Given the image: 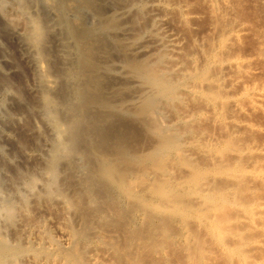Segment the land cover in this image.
<instances>
[{"label":"bare ground","instance_id":"bare-ground-1","mask_svg":"<svg viewBox=\"0 0 264 264\" xmlns=\"http://www.w3.org/2000/svg\"><path fill=\"white\" fill-rule=\"evenodd\" d=\"M225 1L199 38L187 0H0V135L27 158L0 146V264H264V142L233 113H264V78L233 91L254 57Z\"/></svg>","mask_w":264,"mask_h":264},{"label":"rangeland","instance_id":"rangeland-1","mask_svg":"<svg viewBox=\"0 0 264 264\" xmlns=\"http://www.w3.org/2000/svg\"><path fill=\"white\" fill-rule=\"evenodd\" d=\"M47 2H50V3H56L58 0H46ZM188 2H190L191 4H188V5H191V6H189L190 8H189V10L188 11H191V15L193 16H190L191 18H193L194 19V17H196V19H194V21H193V19H191L192 21V27H191V30H190V33L192 32V35H194V36H196V37H199V38H203V37H206V38H209V37H211L212 36V34H213V31H214V25H213V20H214V14L212 13V8H211V6L209 5V3L208 2H206V1H204V0H187ZM226 3V4H225ZM225 3H224V5L222 6L223 7V9L226 11V12H229L230 13V17H239V19H242L241 21L243 22V20L245 21H249V24H248V22H246L245 21V23H246V25L248 24L249 26H247V29L249 30V31H247V32H245V33H243L242 34V36H240V38L239 39H237V40H234L232 43H230V50H229V52L231 53H233V54H235V53H240V54H244V55H250L251 56V54H252V57H254V58H252V67L250 66V68H254V69H252V70H254V71H252V72H254L253 73V75H244V74H242V75H240V74H238V75H240V76H238V75H236L235 76V78L237 77V78H239L240 79V77H241V79L242 80H244V81H242L241 79L239 80L241 83H238V88H239V90H238V88L235 86L234 88H236V89H234L233 88V91H235L236 93L237 92H239L241 89V87L243 88V86H246V85H248L249 84V86L251 85V83L253 82V81H255L257 84H260L261 83V79L260 80H258L259 79V77H262V79L264 78V59H260L259 57L257 58L256 56H257V54H255V53H258V51L259 50H263L264 49V46L262 47V46H260L259 45V41H258V36H257V32H258V30L256 29V28H258L259 29V31H261V30H263V29H260V27L262 26V25H264V24H260V20H261V18H262V11H263V9H262V7L259 5V3H258V1L257 0H226L225 1ZM228 4V5H227ZM191 9V10H190ZM194 14H193V13ZM51 13H46V19H47V17L49 18V16L51 17ZM90 16V15H89ZM92 18V16H90V17H88V15L86 14L85 16H84V20H85V22H86V24L88 25V26H93V23L95 24V20L94 19H91ZM159 18V22L161 23V26H159V28L160 27H162L161 28V32H163V33H161V34H164L163 36L166 38V40L168 39V42H170V43H172V42H177V44H179L181 41L180 40H183V36H181L180 34H182L180 31H181V29H180V27L182 26V23L181 22H179V23H176V25H172V24H166V23H163L162 22V17L160 16H158L157 17V19ZM162 18V19H161ZM49 20V19H48ZM252 22V23H251ZM90 24H92V25H90ZM171 25V26H170ZM180 25V26H179ZM251 25H253L252 27H251ZM166 26V27H165ZM173 26H175V27H173ZM183 27V26H182ZM181 27V28H182ZM261 28H263V27H261ZM164 29H166V30H164ZM176 29L178 30V32L180 33H178L177 31H176ZM180 30V31H179ZM166 32H167V34H166ZM176 33V34H175ZM169 34V35H168ZM177 34H178V36H177ZM180 35V36H179ZM188 38H189V36H187ZM180 38V39H179ZM170 40V41H169ZM175 40V41H174ZM182 43H184V41H182ZM180 44L179 45V47L180 48H182L183 47V44ZM185 44H186V42L184 43V46H185ZM264 51V50H263ZM235 52V53H234ZM255 55V56H254ZM4 65H8L7 63H3ZM3 65V67H4V70H9V73L11 72V74H15L14 72H12V70L10 69V67H6V66H4ZM255 66V67H254ZM5 67L7 68V69H5ZM256 70V71H255ZM233 75V74H232ZM235 75V74H234ZM234 75H233V77H234ZM259 75V76H258ZM248 77V78H245V77ZM251 76H253L252 77V79H250L249 77H251ZM243 77H244V79H243ZM255 77H257L256 79H255ZM245 79H247V80H245ZM249 79V80H248ZM250 80H251V82H250ZM258 81V82H257ZM260 81V82H259ZM262 81H264V80H262ZM243 82V83H242ZM245 82H247V84H245ZM254 83V82H253ZM239 84H242V86L240 87V85ZM244 84V85H243ZM238 90V91H237ZM246 104V105H245ZM242 108L244 109H238V110H236L237 109V107H234V108H236L235 110L237 111H234L233 113H235L234 114V117H236L235 119H238V120H241V122H246V124L248 123V125L250 124V125H255V127H257V129H255L253 132L249 129V130H246L245 132L246 133H243L244 132V130L242 131V134H240V135H242L241 137L242 138H244V139H249L248 137H251L250 139H253V140H257V142L259 143V141H260V143L259 144H263V142H264V113L261 111V110H259V109H255V107L254 108H250L249 107V105L250 104H248L247 103V101H244V102H242ZM252 106V105H251ZM239 111V112H238ZM236 115V116H235ZM237 120V121H238ZM251 123H253V124H251ZM1 126V125H0ZM3 126H5V127H3ZM10 126H7V128H9ZM217 127V129H220L219 128V126H216ZM4 128V129H3ZM3 129V131H5V132H7V134L6 135H8V139H7V137L5 136L4 138H3V135H5V134H3L2 136L0 135V146L2 147V149H3V151L4 150H7V151H4V153H3V155H5L4 157H7V158H9V157H11V158H9V159H7V158H5L6 160H7V162H8V160H9V162L8 163H10L11 164V166H12V164H14L15 166H17L18 165V167L17 168H19L20 166H22V167H20V169L21 168H25L26 169V167H27V158H26V156L24 157L23 155H21V154H15V153H17L15 150H14V148L15 147H13V143H11L10 141V143L9 142H7L8 140H9V137H14L15 135V133H14V131H13V133H12V129L10 128V130H8V129H6V125L5 124H3L2 125V128H1V130ZM261 129V130H260ZM7 130V131H6ZM249 131H251V132H249ZM4 132V133H5ZM256 133V134H255ZM257 133H258V136H257ZM250 134V135H249ZM254 135V136H253ZM3 139H5V141L7 142H4V140H2V138ZM252 137H254V138H252ZM256 138V139H255ZM262 138V139H261ZM256 142V143H257ZM9 143V144H8ZM7 146V147H6ZM10 146V147H9ZM12 146V147H11ZM3 147H6V149L5 148H3ZM12 148V149H11ZM14 150V151H13ZM8 151H9V153H8ZM6 152V153H5ZM15 152V153H14ZM7 153H8V155H7ZM34 154H36V152H33V155ZM7 155V156H6ZM18 155L19 156H21L20 158L18 157ZM12 156H14L15 158H13ZM17 156V157H16ZM22 156H23V159H22ZM24 158H26L25 160H24ZM21 162V163H20ZM25 162V163H24ZM17 163H19V164H16ZM20 165V166H19ZM26 165V167H23V166H25ZM12 167H14V166H12ZM10 170V169H9ZM8 170V172H12V173H7L8 174V178H9V175L12 177H14V175H12V174H14L13 173V171H9ZM22 170H24V169H22ZM10 179V178H9ZM11 179H13V178H11ZM18 185V184H17ZM11 186V185H10ZM6 187H9V185H7ZM17 187H21L20 186V184H19V186H17ZM11 189V190H10ZM10 191L8 190V188L7 189H5V190H8L9 192H13V190H12V188L10 187ZM20 189H23V190H21V193L23 194V192H25V189L22 187V188H19V190ZM7 191V192H8ZM6 192V193H7ZM26 193H27V191H26ZM25 193V194H26ZM8 194H10V193H8ZM53 221V220H52ZM52 221H51V223H52ZM55 222V221H54ZM53 222V224L51 225V226H53V229H54V227H57L56 226V223H54ZM52 228V227H51ZM55 229H57V228H55ZM53 232H56L55 234H57L58 236H59V231H57V230H53ZM58 232V233H57ZM8 234V233H7ZM6 234V235H7ZM8 236H9V234H8ZM3 237H5V234H3ZM6 238V240L8 239L9 241H10V238H12V237H5ZM217 262L216 263H220L222 260H219V262H218V260H216ZM223 261H225V260H223ZM221 262L220 264H225V262ZM212 264H215V263H213V262H211ZM257 264H259V263H257Z\"/></svg>","mask_w":264,"mask_h":264}]
</instances>
